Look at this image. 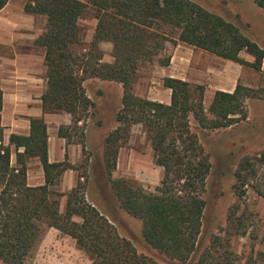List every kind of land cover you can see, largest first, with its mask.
Wrapping results in <instances>:
<instances>
[{
  "label": "trees",
  "instance_id": "1",
  "mask_svg": "<svg viewBox=\"0 0 264 264\" xmlns=\"http://www.w3.org/2000/svg\"><path fill=\"white\" fill-rule=\"evenodd\" d=\"M253 1L264 9V0ZM8 2L0 0V10ZM25 10L46 17V25L35 40L46 52L43 106L73 117L70 125L60 126L59 136L70 138L71 128H79L85 117L94 114L91 110L96 103L87 93L86 80L100 78L122 84L118 126L105 138L104 169L111 189L120 206L142 220L143 236L154 249L172 261L189 262L198 247L206 206L203 192L211 170L210 157L190 118L209 130L239 124L248 119L246 100L264 98V89L239 82L233 92L217 90L206 110L202 84L164 77V85L171 89V101L165 103L135 93V79L148 64H171L172 55L163 54L168 41L193 45L257 71L263 68L264 48L237 25L193 0H27ZM88 11L94 13L97 22L92 40L85 44L79 21ZM102 42L112 43V61L104 59ZM243 51L253 61L243 58ZM2 109L0 79V259L4 263L27 264L47 228L55 227L74 238L93 264H160L140 254L132 241L121 236L109 218L89 202L86 182L78 180L68 193L53 189L63 173L74 166L49 160L44 117H32L30 134L12 133L7 142ZM137 124L142 125L151 143L155 163L164 168L154 194L136 180L113 177L119 151ZM80 135L84 149L85 128ZM31 157H38L43 164V185L27 183ZM258 165L264 167V152L239 163L234 187L240 197L257 177ZM81 177L87 180V168ZM64 196L66 206L62 210ZM236 213L228 216L229 235H214L196 264H237L231 235H246L249 224L246 217ZM260 258L264 264V251Z\"/></svg>",
  "mask_w": 264,
  "mask_h": 264
},
{
  "label": "rangeland",
  "instance_id": "2",
  "mask_svg": "<svg viewBox=\"0 0 264 264\" xmlns=\"http://www.w3.org/2000/svg\"><path fill=\"white\" fill-rule=\"evenodd\" d=\"M193 1L234 23L264 48V9L253 0ZM35 16L36 28L44 29L46 17ZM96 22L92 11H88L80 19L85 44L92 40ZM111 44H100L106 61L113 60ZM163 54L172 55V65L163 67L155 62L141 68L133 86L135 93L163 102L170 101L171 89L164 85V77L182 76L193 84L205 86L204 105L206 110H209L217 89L214 83L217 80L215 74H220L217 69L222 67V63L214 60L216 54L173 41L166 43ZM241 56L250 61L254 59L245 51L241 52ZM230 82L221 83L229 86L227 84ZM240 83L254 89H264V63L261 71L245 66ZM85 88L95 101L96 107L91 110L94 114L91 113L79 123V128H71V137L66 140L68 143L79 144L77 148H81L82 152L75 151L73 147L72 151L67 152L65 161L74 166L72 169L76 171V182H86L89 202L109 218L121 236L131 240L140 254L148 255L160 264H196L198 255L210 245L214 235L228 234L229 213L237 211L238 216L246 217L249 228L244 236L231 235L230 246L236 254V263L263 264L260 252L264 251V167L258 165V175L245 186L242 197L237 194L234 186L235 171L239 163L247 156L254 157L264 152V98L249 97L246 100L248 119L226 128L203 129L191 116V127L210 157L211 170L203 192L206 206L197 251L189 262L181 263L170 260L145 240L142 220L120 206L104 169L105 138L118 126L117 112L122 106L124 93L122 84L90 78L85 81ZM83 128L86 131L84 149L80 135ZM70 154L71 158L68 157ZM73 160L76 162L73 163ZM86 168L87 180L81 177ZM163 174L164 168L155 163L151 143L146 138L142 125H135L128 143L119 151L113 177L136 180L147 192L154 194L156 188L161 185ZM64 176L62 175L53 189L68 193L70 190H65L61 184ZM66 198H62V210L65 209ZM0 264L6 263L0 259ZM27 264H93V261L77 246L74 238L55 227H48Z\"/></svg>",
  "mask_w": 264,
  "mask_h": 264
},
{
  "label": "crops",
  "instance_id": "3",
  "mask_svg": "<svg viewBox=\"0 0 264 264\" xmlns=\"http://www.w3.org/2000/svg\"><path fill=\"white\" fill-rule=\"evenodd\" d=\"M26 2L27 0H9L0 10V79L3 90L1 121L8 142L12 133L30 134L32 117H44L48 127L49 160L61 162L66 160L67 152L72 151L73 147L80 153L82 149L77 148L79 144L68 143L65 137L59 136L60 126L70 125L73 121L72 115L63 110L45 109L43 106L42 95L47 89L46 52L44 47L35 43L43 28H36V16L25 10ZM104 43L111 44H101ZM214 57L216 62L222 63V67L217 69L220 74H215L216 79L226 83L231 81V85L228 83L229 86H225V83L216 80V91L233 92L243 78L245 65L218 55ZM172 62L171 59L168 66ZM170 77L186 79L182 76ZM68 157L71 158V154ZM15 163L14 154L13 164ZM64 174L61 184L69 191L76 184V171L70 168ZM45 182L46 175L41 160L31 157L27 162L28 185L40 186Z\"/></svg>",
  "mask_w": 264,
  "mask_h": 264
}]
</instances>
